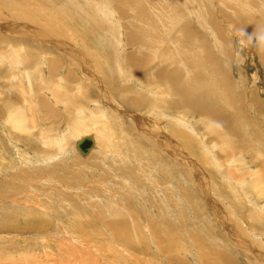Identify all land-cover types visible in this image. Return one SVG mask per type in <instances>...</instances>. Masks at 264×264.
Here are the masks:
<instances>
[{"label": "rangeland", "instance_id": "obj_1", "mask_svg": "<svg viewBox=\"0 0 264 264\" xmlns=\"http://www.w3.org/2000/svg\"><path fill=\"white\" fill-rule=\"evenodd\" d=\"M241 28L264 0H0V264H264Z\"/></svg>", "mask_w": 264, "mask_h": 264}, {"label": "clouds", "instance_id": "obj_2", "mask_svg": "<svg viewBox=\"0 0 264 264\" xmlns=\"http://www.w3.org/2000/svg\"><path fill=\"white\" fill-rule=\"evenodd\" d=\"M236 39L241 49L248 44H255L259 50H264V29L257 28L252 35H248L244 28L238 29Z\"/></svg>", "mask_w": 264, "mask_h": 264}, {"label": "water", "instance_id": "obj_3", "mask_svg": "<svg viewBox=\"0 0 264 264\" xmlns=\"http://www.w3.org/2000/svg\"><path fill=\"white\" fill-rule=\"evenodd\" d=\"M95 148L94 141L92 137L83 138L77 143V149L83 156L90 154L91 150Z\"/></svg>", "mask_w": 264, "mask_h": 264}, {"label": "bare ground", "instance_id": "obj_4", "mask_svg": "<svg viewBox=\"0 0 264 264\" xmlns=\"http://www.w3.org/2000/svg\"><path fill=\"white\" fill-rule=\"evenodd\" d=\"M86 137H92V136H85L84 138H86ZM92 138H93V137H92ZM82 139H83V138H82ZM82 139H81V140H82ZM81 140H80V141H81ZM93 141H94V146L96 147V142H95L94 138H93ZM94 149H95V148H94ZM94 149H93V150H94ZM91 152H92V150H91ZM91 152H90V153H91ZM82 156H83V155H82ZM87 156H88V155H87ZM84 157H85V156H84Z\"/></svg>", "mask_w": 264, "mask_h": 264}, {"label": "crops", "instance_id": "obj_5", "mask_svg": "<svg viewBox=\"0 0 264 264\" xmlns=\"http://www.w3.org/2000/svg\"><path fill=\"white\" fill-rule=\"evenodd\" d=\"M140 138H144V140L147 141V138L145 137V135H140Z\"/></svg>", "mask_w": 264, "mask_h": 264}]
</instances>
